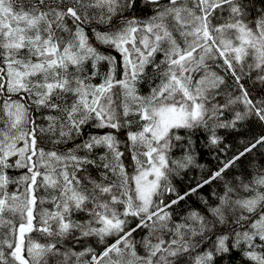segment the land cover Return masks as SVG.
<instances>
[{"label": "snow or ice", "instance_id": "snow-or-ice-1", "mask_svg": "<svg viewBox=\"0 0 264 264\" xmlns=\"http://www.w3.org/2000/svg\"><path fill=\"white\" fill-rule=\"evenodd\" d=\"M249 57L264 71V0H0V264H264V169L224 180L264 135L183 194L172 184L200 133L219 148L218 129L264 121L246 90L214 102L213 66L239 81ZM216 180L222 194L174 219Z\"/></svg>", "mask_w": 264, "mask_h": 264}, {"label": "trees", "instance_id": "trees-1", "mask_svg": "<svg viewBox=\"0 0 264 264\" xmlns=\"http://www.w3.org/2000/svg\"><path fill=\"white\" fill-rule=\"evenodd\" d=\"M149 14L150 13L147 11L143 13L144 16ZM113 54L115 55L116 53L113 52ZM117 58L119 59V57ZM217 64L221 65V67H216L214 65L213 70L223 77L224 83L213 93L215 97L214 102L225 104L230 99L242 97V92L245 90L249 93V98L254 102L264 100V81L259 79V77L264 76V71L255 67L250 68L248 66L254 64V60L251 57L246 60L243 70H241L239 66L236 67L235 71L236 75L240 77L239 81H237L232 75L231 70H228L226 66H223L222 59L218 60ZM241 85L243 86L242 88L240 87ZM148 91L149 87L147 84L141 85V92L143 94H147ZM244 110V104L237 101L224 111L222 119L231 120L235 112H244ZM217 134L223 137V142L220 144L219 148L205 147L206 134L203 132L199 134L196 148L197 155L194 163L188 168L182 170L179 175L172 178V184L177 193L183 194L188 191L189 188L195 187L197 182L208 179L212 172L222 167L223 162L228 161L239 152L244 151V149L251 143H254L259 136L264 135V121H260L255 115H251L244 121L239 122L235 129H218ZM120 139H126L123 133L121 134ZM220 149H223V151H220ZM180 155L181 152L179 150H174V157ZM124 163L126 169L131 172L132 161L129 154L125 155ZM261 169H264V145H258L250 153L241 157L234 167L229 168L224 173V180L234 181L237 177H240L245 181H248ZM10 174L15 176L18 173L11 172ZM93 175H95V172H93ZM223 183V180L213 181L211 184L205 185L203 188L199 189L195 194L186 197L178 205L174 206V219L179 220L182 216L186 215L193 209L203 211V200L207 199L210 202L214 201L213 193L222 194ZM10 190H12L11 186ZM164 198L165 201H167L169 199H174L175 195L166 194ZM135 222L136 221L133 220L131 226H135ZM31 235L33 239L39 240L41 243L46 242L45 238L39 233H33ZM134 235L139 239L143 233L138 232ZM67 243L69 246L76 247L77 251L83 246V242L79 245H76L71 241ZM89 243H93V241L90 240ZM93 247H96L94 243ZM100 250L102 249L97 248V251ZM236 259L239 260L240 258L237 256Z\"/></svg>", "mask_w": 264, "mask_h": 264}]
</instances>
